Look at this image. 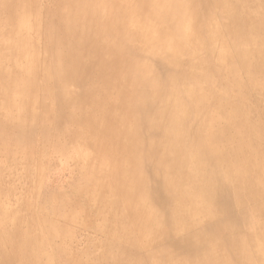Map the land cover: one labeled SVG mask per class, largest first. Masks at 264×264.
Segmentation results:
<instances>
[{"label":"bare ground","instance_id":"1","mask_svg":"<svg viewBox=\"0 0 264 264\" xmlns=\"http://www.w3.org/2000/svg\"><path fill=\"white\" fill-rule=\"evenodd\" d=\"M0 1V43L10 47L0 49V180L11 179L15 163H27L36 138L46 137L50 105L39 97L50 102L54 89L58 139L89 123L84 146L101 151L103 133L112 147L105 155L121 166L114 182L100 184L110 200L97 228L102 242L88 251L96 264H262L264 152L252 138L264 139L249 121L252 112L213 92L202 60L163 85L139 55L181 68V56L202 50L206 28L233 98L246 100L254 90L264 105V0H251L257 7L242 0H55L44 10L41 0ZM143 26L146 33L138 31ZM235 54L238 61L224 62ZM187 96L188 105L180 101ZM149 104L154 116L145 118ZM92 106V116L83 113ZM190 115L199 120L195 129L186 126ZM134 121L159 139L144 148L136 131L143 126ZM90 135L98 143L87 141ZM157 191L165 198L153 204L148 192ZM2 202L0 195V264H90L63 246H44L28 217L12 215ZM170 232L182 241L167 242Z\"/></svg>","mask_w":264,"mask_h":264},{"label":"rangeland","instance_id":"2","mask_svg":"<svg viewBox=\"0 0 264 264\" xmlns=\"http://www.w3.org/2000/svg\"><path fill=\"white\" fill-rule=\"evenodd\" d=\"M41 1V4H39L41 10H44L47 6L55 3V0ZM242 1L246 5L254 3L251 0ZM138 3L145 4L146 2L145 0H139ZM255 6L257 7L256 4ZM253 16L257 22L260 20L261 16L258 10L253 13ZM219 17L220 16L217 14L216 19L219 23V27L216 26V28H218V31L222 34V31H224L222 26L224 24ZM129 20L130 22L133 21V24L130 25L135 28L134 16H130ZM152 21L153 19L150 18L146 20L148 23H151ZM1 25L4 24H0V34H2L0 36H5V27L2 29ZM247 29L249 28L247 27ZM205 30L202 32L201 36V44L203 45L202 50L194 56L189 57L186 54L181 56L179 59L181 68L171 65L163 60L165 57H157L147 51H143L139 57L144 63L153 68L157 75V80L163 85H168L167 79L170 75H174L177 78H183L184 70L192 67L195 60H202L203 65L205 64L203 66V76L205 78H212L209 79V84L212 87L213 92L219 95L226 94L227 99H229L230 95L231 97L229 101L235 102V105L239 110L249 109L252 112L249 121H252L253 126H256V128H260V132L258 133L264 139V105L261 104V101L258 98V93L254 90H248V92L245 93L246 100L240 97V95L233 98L235 94L231 93L227 81L219 76V65L215 59V51L217 50L214 49V45L211 43ZM138 31L140 33H146L147 26L138 28ZM241 45L242 44L234 45L232 46V49L237 50ZM9 48V46L4 47L0 43V49L2 52L8 53L7 50ZM146 49L150 50L149 48ZM230 61H238L236 54L235 56L226 58L224 62L231 64ZM240 74V79L245 80V72H240ZM262 81L264 82V80ZM50 92L52 96L50 102L46 96L39 97L42 101H47L50 105L49 112L51 114V119L48 121V126H44L47 135L45 138H42L43 140L36 138V146L35 144L31 146L34 147V149L32 151V156L27 163H23V161L15 163L14 168L16 172H9V174H13L11 179L9 176L7 178H1L0 195L3 200H5L4 204L2 202V207H4L3 209L8 210L12 215L15 214L20 217H28V228L30 230L33 228L37 230L35 236L38 241H43V243H45L44 246H46L47 243L52 244L53 246H63L66 248L67 255H71L78 260L82 259L84 262L90 264H96V258H93L96 257V254H94L93 257H90L88 256V251L90 248H93V245H99L102 242V238L98 234L97 228L98 226H101L104 221L102 216L104 212L103 207L106 205L104 202L110 200V196L105 197L100 191V184L103 182L107 184L114 182L120 175L118 171L121 166L118 163H114L107 155H105V151L112 147L107 146L104 143V140L107 138L103 133L101 135L102 141L99 140V136L95 137L91 135L87 140L92 144L99 140L98 142H100V149L103 151V155L99 150H89L84 146L83 137L88 135V131L93 127L90 126L89 123L86 126H80L79 129L75 131L73 137L67 138V136H63L58 139L59 126H56L55 122L58 114V108L55 104V90L52 89ZM211 93V90L208 91V94L206 93L207 96L209 95L208 98L211 97ZM39 98L38 102L40 101ZM227 99H221L220 103L223 105L226 104ZM180 101L182 103L184 102L186 105L190 103L188 96L181 98ZM95 108V106L86 108L87 110L85 109L86 111L84 110L83 113L92 116V111ZM162 108L163 107H159L158 110H161ZM188 108H190V105ZM146 112L147 114H145V118L153 117L154 106L149 104L146 108ZM14 114L22 115L24 113L22 111H14ZM93 117H95V115ZM198 123L199 120H197L194 115H190L186 126H193L191 129H195V126H198ZM131 126H143L137 128L136 131L142 139V145L144 148H147L152 140L157 141L159 139L158 132L146 129L144 123L137 124L134 121ZM252 140H255L253 144L264 152V140L260 141L256 137H253ZM59 142H61V146L58 150L56 146ZM11 149L14 151H22L23 154L25 152V148L19 150L17 147H12L10 150ZM260 158L264 164V154ZM148 195L153 204L156 203L154 197L160 199L165 198V195L160 191H157L155 194L148 192ZM248 205L249 204H247V206ZM165 206L167 210L169 208L168 203H166ZM237 211L239 212L238 209L236 212ZM181 241L182 240H180L179 237L174 236L172 232L168 235L167 242L179 243ZM70 244L72 245V249L69 246ZM68 248H70V250ZM50 254L54 255L52 250L50 251ZM260 258L261 256L259 255L255 256V262H259ZM57 260H59L57 261V264H63L64 262L62 259ZM262 264H264V256L262 257Z\"/></svg>","mask_w":264,"mask_h":264}]
</instances>
